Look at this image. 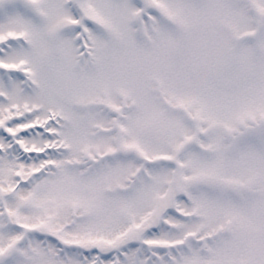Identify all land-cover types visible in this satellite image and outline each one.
I'll list each match as a JSON object with an SVG mask.
<instances>
[{
  "label": "snow or ice",
  "instance_id": "obj_1",
  "mask_svg": "<svg viewBox=\"0 0 264 264\" xmlns=\"http://www.w3.org/2000/svg\"><path fill=\"white\" fill-rule=\"evenodd\" d=\"M0 264H264V0H0Z\"/></svg>",
  "mask_w": 264,
  "mask_h": 264
}]
</instances>
